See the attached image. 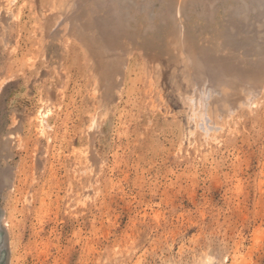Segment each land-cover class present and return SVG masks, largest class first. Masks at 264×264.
<instances>
[{
	"label": "rangeland",
	"instance_id": "1",
	"mask_svg": "<svg viewBox=\"0 0 264 264\" xmlns=\"http://www.w3.org/2000/svg\"><path fill=\"white\" fill-rule=\"evenodd\" d=\"M0 264H264V0H0Z\"/></svg>",
	"mask_w": 264,
	"mask_h": 264
}]
</instances>
